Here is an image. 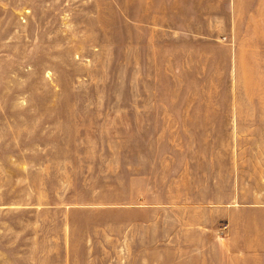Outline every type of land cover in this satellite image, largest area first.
Masks as SVG:
<instances>
[{
	"label": "crops",
	"instance_id": "1",
	"mask_svg": "<svg viewBox=\"0 0 264 264\" xmlns=\"http://www.w3.org/2000/svg\"><path fill=\"white\" fill-rule=\"evenodd\" d=\"M131 25L173 86L264 60V0H132ZM145 97L131 141L0 138V264H264V109L240 105L264 95Z\"/></svg>",
	"mask_w": 264,
	"mask_h": 264
},
{
	"label": "rangeland",
	"instance_id": "2",
	"mask_svg": "<svg viewBox=\"0 0 264 264\" xmlns=\"http://www.w3.org/2000/svg\"><path fill=\"white\" fill-rule=\"evenodd\" d=\"M131 6L132 0H0V128L13 129L0 131L3 141H131L139 121L131 111L146 107L145 96L264 95L258 58L242 61L236 86H229L228 61L206 81L183 73L184 86L171 85L165 72L134 67ZM261 34L253 27L245 44L257 46ZM221 101L213 109L229 110Z\"/></svg>",
	"mask_w": 264,
	"mask_h": 264
}]
</instances>
